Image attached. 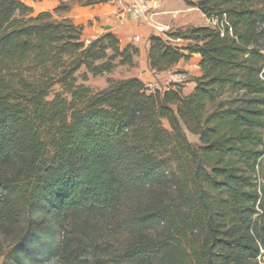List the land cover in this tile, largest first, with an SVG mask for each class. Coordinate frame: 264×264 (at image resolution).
<instances>
[{"label":"trees","instance_id":"1","mask_svg":"<svg viewBox=\"0 0 264 264\" xmlns=\"http://www.w3.org/2000/svg\"><path fill=\"white\" fill-rule=\"evenodd\" d=\"M185 2L211 24L152 35L148 59L199 54L188 94L138 77L93 91L139 47L0 0L3 264H264V0Z\"/></svg>","mask_w":264,"mask_h":264},{"label":"crops","instance_id":"2","mask_svg":"<svg viewBox=\"0 0 264 264\" xmlns=\"http://www.w3.org/2000/svg\"><path fill=\"white\" fill-rule=\"evenodd\" d=\"M179 1L180 3L175 5L169 0H161L159 14L146 21H134L127 18V4L118 0H110L107 3H98L85 8L76 6L67 12L64 18H70L74 23L82 25L83 36L86 40L95 39L110 31L121 40L123 45L133 43L138 46L140 54L136 59L145 58V62L140 63V70H146V72L137 77L147 84V77L151 75L157 87L166 89L171 87L172 83H178L177 75L181 71L189 72L194 77L200 75L199 54H194L188 61L181 60L171 69L163 72H156L149 65L148 53L152 35L165 36V33L171 29L200 26L193 24L188 18L189 13L199 9L187 5L184 0ZM210 24L211 22L206 18L204 25ZM192 59L196 62V74L192 73ZM187 86L182 87L183 91L188 89L190 93L195 87V82L191 80Z\"/></svg>","mask_w":264,"mask_h":264},{"label":"rangeland","instance_id":"3","mask_svg":"<svg viewBox=\"0 0 264 264\" xmlns=\"http://www.w3.org/2000/svg\"><path fill=\"white\" fill-rule=\"evenodd\" d=\"M26 4L30 5L31 7H33V12L29 15H26V17L28 16H35L38 13L42 12V11H50L53 13V16L55 19H62L64 18V16L66 15L67 12L71 11V9L73 7H90L91 5H86L85 3L88 0H43V1H38L35 2L33 0H23ZM110 0H104V2L102 3H107ZM160 5H161V0H158ZM172 4L178 5L180 3L179 0H169ZM185 2V0H184ZM186 3V2H185ZM68 5L69 9L68 11H59V12H54L55 8L59 5ZM188 18L190 19V21L193 24L196 25H204L206 22V17L203 15V13L198 10V11H194L188 14ZM175 29H171L168 32H171ZM175 43L180 44V45H184L187 42L184 40H176ZM137 58V57H136ZM145 62V58H138L135 59V65L134 66H119L117 67L112 73L110 74H104L101 76H97V77H93L90 76L89 80L85 83L86 85H88L93 91H99L105 87H107L108 85V80L109 79H123V78H129V77H137L138 75H142L146 72V70H140V65L142 63ZM141 63V64H140ZM192 73L196 74L197 67H196V62L195 60L192 59ZM184 72V71H181ZM180 73V72H179ZM187 73V79L186 81L183 82H179V84L182 87H188L187 83L191 81V79L194 77L192 76L189 72ZM199 73H201V71L199 70ZM198 74V73H197ZM143 81V80H142ZM82 81L79 80V83H81ZM150 83H154V88L156 87V81L151 77V75H148L147 77V84ZM185 93H188V89L184 90ZM188 139L190 142H192L193 144H199V138L197 135H193V134H188ZM16 235V234H15ZM15 239L14 234H4L3 232L0 231V245L4 248H7L12 244L13 240ZM3 257H0V264H3ZM46 264H59L58 261L56 260H52ZM154 264H171V263H160V262H155ZM194 264H198V263H194Z\"/></svg>","mask_w":264,"mask_h":264},{"label":"built area","instance_id":"4","mask_svg":"<svg viewBox=\"0 0 264 264\" xmlns=\"http://www.w3.org/2000/svg\"><path fill=\"white\" fill-rule=\"evenodd\" d=\"M121 2H125L127 4V18L132 19L134 21H146L151 19L159 14L160 3L158 0H118ZM178 83L186 81L187 73L180 72L177 75ZM154 83L147 84L149 88L152 90L160 89L157 87L154 88ZM170 88V87H168ZM166 88V89H168ZM165 90V89H163Z\"/></svg>","mask_w":264,"mask_h":264}]
</instances>
